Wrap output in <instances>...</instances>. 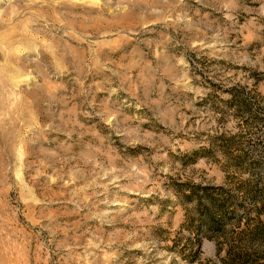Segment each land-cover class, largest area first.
I'll return each instance as SVG.
<instances>
[{
  "label": "rangeland",
  "instance_id": "rangeland-1",
  "mask_svg": "<svg viewBox=\"0 0 264 264\" xmlns=\"http://www.w3.org/2000/svg\"><path fill=\"white\" fill-rule=\"evenodd\" d=\"M255 202L264 0H0V264H264Z\"/></svg>",
  "mask_w": 264,
  "mask_h": 264
},
{
  "label": "trees",
  "instance_id": "trees-1",
  "mask_svg": "<svg viewBox=\"0 0 264 264\" xmlns=\"http://www.w3.org/2000/svg\"><path fill=\"white\" fill-rule=\"evenodd\" d=\"M251 208L258 210V211L260 209H264V202H262V203L259 202L258 204H256V202L252 203ZM243 210H245L244 206L237 205L234 207L233 212L234 213L244 212ZM247 245H248L247 248L245 247L243 250L238 251L239 253L236 255V259H237L236 261H238L239 264H251L250 261L247 262L249 260V257H250V255L247 254L248 251L250 250L248 242H247Z\"/></svg>",
  "mask_w": 264,
  "mask_h": 264
}]
</instances>
